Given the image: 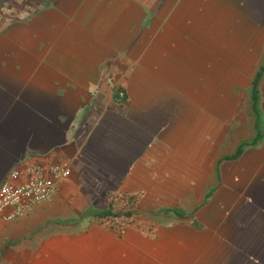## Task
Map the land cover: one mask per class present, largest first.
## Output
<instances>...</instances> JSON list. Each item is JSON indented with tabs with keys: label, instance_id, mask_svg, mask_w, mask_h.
Returning <instances> with one entry per match:
<instances>
[{
	"label": "crops",
	"instance_id": "0c3cea01",
	"mask_svg": "<svg viewBox=\"0 0 264 264\" xmlns=\"http://www.w3.org/2000/svg\"><path fill=\"white\" fill-rule=\"evenodd\" d=\"M23 163L71 173L0 264H264V0H0V183ZM120 196V233L82 216Z\"/></svg>",
	"mask_w": 264,
	"mask_h": 264
},
{
	"label": "built area",
	"instance_id": "2783aa9c",
	"mask_svg": "<svg viewBox=\"0 0 264 264\" xmlns=\"http://www.w3.org/2000/svg\"><path fill=\"white\" fill-rule=\"evenodd\" d=\"M124 99L122 91L115 92V101ZM70 167L67 163H54L48 165L23 163L11 169L0 183V224L11 223L28 214L30 210L49 200L56 192L60 182L70 175ZM117 207L111 204L113 213L130 212L128 217L115 219L113 217L100 218L105 227L120 233L126 220L134 213L135 199L128 196L115 198Z\"/></svg>",
	"mask_w": 264,
	"mask_h": 264
},
{
	"label": "trees",
	"instance_id": "16d2710c",
	"mask_svg": "<svg viewBox=\"0 0 264 264\" xmlns=\"http://www.w3.org/2000/svg\"><path fill=\"white\" fill-rule=\"evenodd\" d=\"M257 79H258V74L255 75V78L252 82V89H251V102H252V109L254 112H256V107H255V104H256V101H257V96H256V82H257ZM256 115V113H255ZM257 126V125H256ZM260 136L258 134V130H257V133L255 135V137L253 138L252 141H250L249 143H242L238 146V148L235 150V152L228 157V159H236L242 152L243 148L247 145H254L257 143V141L259 140ZM130 198V200H134L135 197L134 196H128ZM93 216L94 218L96 219H99V218H105V217H113L115 219H120V218H125V217H128L130 215V212H125V213H113L112 212V208H111V205H109L107 207V209L105 211H98V212H95V213H92L90 211H85L82 216Z\"/></svg>",
	"mask_w": 264,
	"mask_h": 264
},
{
	"label": "rangeland",
	"instance_id": "374dc122",
	"mask_svg": "<svg viewBox=\"0 0 264 264\" xmlns=\"http://www.w3.org/2000/svg\"><path fill=\"white\" fill-rule=\"evenodd\" d=\"M112 203H114V201H109V204L111 205ZM114 208L115 209H118V210H120L121 208H119V207H117V204H116V202L114 203Z\"/></svg>",
	"mask_w": 264,
	"mask_h": 264
}]
</instances>
